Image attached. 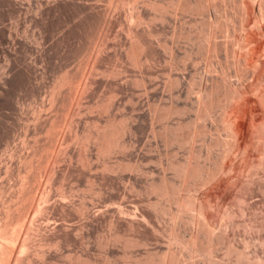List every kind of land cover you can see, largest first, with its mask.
<instances>
[{
	"label": "rangeland",
	"instance_id": "1",
	"mask_svg": "<svg viewBox=\"0 0 264 264\" xmlns=\"http://www.w3.org/2000/svg\"><path fill=\"white\" fill-rule=\"evenodd\" d=\"M0 41L6 264H264V0H0Z\"/></svg>",
	"mask_w": 264,
	"mask_h": 264
},
{
	"label": "bare ground",
	"instance_id": "2",
	"mask_svg": "<svg viewBox=\"0 0 264 264\" xmlns=\"http://www.w3.org/2000/svg\"><path fill=\"white\" fill-rule=\"evenodd\" d=\"M16 2V1H15ZM19 2V1H18ZM247 5V4H246ZM20 6V5H19ZM12 7V6H11ZM18 7V6H17ZM19 10V9H18ZM17 10V11H18ZM244 12V11H243ZM20 15V14H19ZM15 16V15H14ZM21 16V15H20ZM16 21H17V19H16ZM3 23V22H2ZM4 24V23H3ZM14 24V23H13ZM226 26V25H225ZM16 28V27H15ZM15 33V32H14ZM19 35V34H18ZM1 37L2 38H5V37H7V38H9L10 39V41H12V42H14V43H21V40L19 39V37H17L15 34H13V32L11 31V30H8V32H7V35H5V31L4 30H2V33H1ZM5 41H7V40H5ZM1 42V41H0ZM2 43V42H1ZM6 43V42H5ZM10 43V42H9ZM12 44V43H11ZM8 45V44H7ZM15 44H13V46H14ZM5 46V45H4ZM12 46V47H13ZM7 47V46H6ZM9 47V46H8ZM12 47H10V49L12 48ZM5 48V47H4ZM8 50V49H7ZM11 52V51H10ZM6 53V52H5ZM15 54V53H14ZM262 62V61H261ZM200 95V94H199ZM199 97H197V99H198ZM242 110V109H241ZM223 121V120H222ZM240 122V121H239ZM230 130V129H229ZM238 132V131H237ZM234 135V134H233ZM235 138V137H234ZM223 158V157H222ZM204 201V200H203ZM201 206H202V203H201ZM203 209V208H202ZM177 218V217H176ZM215 220V219H214ZM149 221V220H148ZM131 223V222H130ZM194 223V222H193ZM146 224L149 226V228H150V231L151 232H155L156 230H157V226L154 224V223H150V221L149 222H146ZM131 225V227L132 226H134V224L132 223V224H130ZM29 226H28V230H29ZM172 228H173V226H172ZM28 233V232H27ZM30 233H28V234H25V235H23L22 237H21V239H20V244L18 245V251H19V253H21L19 256H17L16 257V261H17V264H21V262L24 260V258L26 259V260H28V255H26V253L30 250V248H33V245H32V243H31V240H30V235H29ZM219 236V235H218ZM182 237V236H181ZM177 238V236L175 235V233L171 230L170 231V233H169V240L170 241H172V240H175ZM190 241H192V240H190ZM219 241V240H218ZM3 242V241H2ZM1 242V243H2ZM16 242V241H15ZM144 243V242H143ZM163 243V242H162ZM167 244V243H166ZM187 244H189V243H187ZM190 245V244H189ZM186 246V245H185ZM193 246V245H192ZM191 246V247H192ZM15 248H17V245H16V243H14L13 241H12V239L10 238V237H7L6 238V240H5V243H4V245H2V246H0V264H6V262L7 261H10V253H12V251L15 249ZM193 248V247H192ZM203 248V247H202ZM242 248V247H241ZM35 249V248H34ZM180 249V248H179ZM195 249V248H194ZM184 250H186V249H184ZM210 250V248H208L207 249V251H209ZM171 248H170V246H166V248H165V250H164V252L163 253H171ZM183 251V250H182ZM192 251H193V249H192ZM187 252V251H186ZM185 252V253H186ZM18 253V254H19ZM33 253H34V251H33ZM193 253V252H192ZM13 254V253H12ZM15 255V254H14ZM238 255L239 256H241V257H243V253L242 252H240V251H238ZM15 257V256H14ZM161 260L159 261H157L158 263H160V264H166V261L164 260V259H162V258H160ZM199 260V259H198ZM13 261V260H12ZM156 262V263H157ZM13 263V262H12ZM9 264H11V263H9ZM25 264V263H24ZM259 264H263L262 262H260Z\"/></svg>",
	"mask_w": 264,
	"mask_h": 264
}]
</instances>
